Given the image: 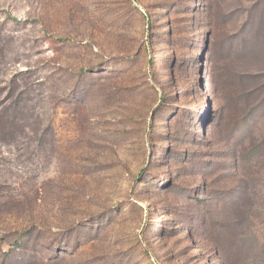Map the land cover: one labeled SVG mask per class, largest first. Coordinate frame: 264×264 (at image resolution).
<instances>
[{"label": "rangeland", "instance_id": "rangeland-1", "mask_svg": "<svg viewBox=\"0 0 264 264\" xmlns=\"http://www.w3.org/2000/svg\"><path fill=\"white\" fill-rule=\"evenodd\" d=\"M0 264H264V0H0Z\"/></svg>", "mask_w": 264, "mask_h": 264}]
</instances>
